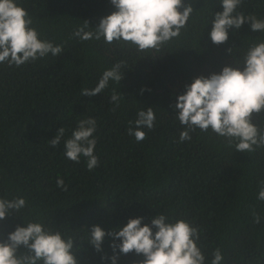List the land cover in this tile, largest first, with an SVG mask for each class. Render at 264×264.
I'll return each instance as SVG.
<instances>
[{"label": "trees", "instance_id": "1", "mask_svg": "<svg viewBox=\"0 0 264 264\" xmlns=\"http://www.w3.org/2000/svg\"><path fill=\"white\" fill-rule=\"evenodd\" d=\"M17 2L32 17L39 38L63 43L64 52L18 68L0 64V198L25 197L20 217L39 219L73 237L78 264H111L101 259L113 255L111 237L106 235L102 252L87 243L93 225L108 232L130 218L144 217L142 224H150L156 213L198 225L209 261L208 254L220 247L223 264H264V201L257 199L264 148L235 152L222 137L199 129L181 143L183 126L170 107L185 83L233 65L234 55L238 58L251 43L264 41V33L252 32L245 23L229 30L228 41L217 46L210 40L209 23L212 12L223 11L219 0H207L205 7V0H191L197 11L186 33L159 52H137L103 40L69 38L85 20L95 28L113 12L110 0ZM237 11L264 19V0H244ZM119 61H126L120 84L110 81L102 93L80 96L82 88L95 87L102 72ZM113 88L124 98L115 112L109 103ZM148 107L156 115L154 129H142L146 139L136 142L127 134L128 122ZM87 117L97 121L94 154L100 163L92 171L85 158L75 163L64 156V140ZM253 122L264 129V118ZM61 126L64 139L53 147L48 141ZM58 177L68 191L56 187ZM253 211L261 217L259 224L253 222ZM20 217L0 221V236L24 226ZM142 259L133 252L120 255L117 264Z\"/></svg>", "mask_w": 264, "mask_h": 264}, {"label": "clouds", "instance_id": "2", "mask_svg": "<svg viewBox=\"0 0 264 264\" xmlns=\"http://www.w3.org/2000/svg\"><path fill=\"white\" fill-rule=\"evenodd\" d=\"M223 11H212L210 40L219 46L229 39V30H239L245 23L252 32L264 33V19L254 13L245 15L237 11L244 0H219ZM115 9L102 17L95 28L85 20L72 32L70 39L101 41L134 48L137 52H156L186 33L193 13L197 11L191 0H110ZM207 5L205 0L204 6ZM202 8V7H201ZM208 24V25H209ZM33 20L17 0H0V64L20 67L46 58L49 54L58 57L64 52V44H54L40 39V33L32 27ZM207 25V26H208ZM91 29V30H86ZM234 54V48H228ZM126 61H119L105 69L95 87L82 88L80 96H95L109 87V82L120 84L124 78L122 68ZM144 89H141L143 92ZM123 95L112 89L109 103L115 112L120 107ZM124 99V98H123ZM174 119L183 130L179 142L190 141L191 133L200 130L222 137L227 147L235 152L253 153L264 148V129L254 123L255 117L264 118V41L251 43L241 55H234L233 65L224 66L219 73L200 75L191 83L184 84V92L175 97ZM156 115L153 107L137 111V118L129 120L127 134L136 142L146 139V133L154 129ZM97 121L87 117L77 121L71 136L64 140V156L79 163L86 159L88 171L99 166L95 155L97 139L94 133ZM65 128L60 127L55 137L48 141L57 147L64 139ZM257 199L264 201V180H261ZM56 187L68 191L63 178H57ZM27 207L22 196L11 199L0 198V221L18 216ZM55 211V210H54ZM253 222L260 223L255 211ZM24 226L16 225L14 231L0 236V264H78L77 248L73 237L61 230H53L37 220H25ZM144 217L130 218L126 225L106 232L98 225L87 230V243L96 252H102L106 235L112 238L110 248L113 255H102L101 259L117 264L120 255L135 253L143 259L135 264H223L220 247L214 248L207 259L200 244L202 229L186 219L172 220L166 214L156 213L150 224H142ZM69 229V228H68ZM155 230V231H154ZM116 241H119L117 243Z\"/></svg>", "mask_w": 264, "mask_h": 264}]
</instances>
